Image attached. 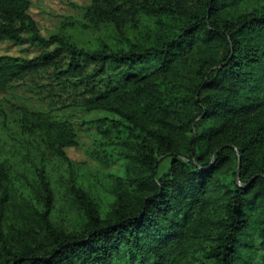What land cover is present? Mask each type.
<instances>
[{
    "label": "trees",
    "instance_id": "1",
    "mask_svg": "<svg viewBox=\"0 0 264 264\" xmlns=\"http://www.w3.org/2000/svg\"><path fill=\"white\" fill-rule=\"evenodd\" d=\"M254 1L93 0L86 26L109 25L117 43L96 36V47L80 48L44 38L29 0H0V40L43 48L33 59L0 56V92L55 66L84 85V106L122 119L96 122L127 132L111 143L125 171L110 210L80 192L82 227H55L47 173L36 167L43 210L23 209L25 226H0V264H264V2ZM22 117L60 158L77 145L70 123ZM161 158L170 159L163 175Z\"/></svg>",
    "mask_w": 264,
    "mask_h": 264
},
{
    "label": "rangeland",
    "instance_id": "2",
    "mask_svg": "<svg viewBox=\"0 0 264 264\" xmlns=\"http://www.w3.org/2000/svg\"><path fill=\"white\" fill-rule=\"evenodd\" d=\"M92 2L29 0L28 14L44 38L56 34L80 48H94L97 46L95 37L99 36L114 46L117 42L112 27L102 25L94 31L86 26L89 23L84 12ZM262 2L264 0H256L252 6ZM143 24L151 25V22ZM142 28L137 30L139 36H143ZM127 34L134 36L131 30ZM53 49L54 46L48 50ZM42 51L37 45L0 40V56L33 59ZM66 62L59 63L58 68L65 69ZM156 66L151 63L134 72L144 74ZM54 67L42 68L0 92V226L4 231L26 225L20 214L23 209L42 212L36 167H44L47 173L53 198L50 220L55 227L67 231H78L83 225L84 211L77 198L80 192L89 195L103 215L114 202V178L124 175L121 147L111 144L126 137L124 126L96 122L101 119L121 121V117L84 106L90 96L84 92V85H72L64 77L56 76ZM85 69L91 72L94 66L86 65ZM23 110L43 112L51 120L71 124L77 145L63 148L66 159L54 154L37 134L29 133ZM169 166L170 159L161 158L159 174H165ZM238 184L241 185L239 181Z\"/></svg>",
    "mask_w": 264,
    "mask_h": 264
}]
</instances>
